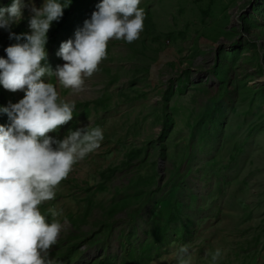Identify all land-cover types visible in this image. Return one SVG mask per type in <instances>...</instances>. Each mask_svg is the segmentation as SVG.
Wrapping results in <instances>:
<instances>
[{"label": "rangeland", "instance_id": "374dc122", "mask_svg": "<svg viewBox=\"0 0 264 264\" xmlns=\"http://www.w3.org/2000/svg\"><path fill=\"white\" fill-rule=\"evenodd\" d=\"M99 2L71 0L52 23L45 47L53 70L63 64L60 44ZM139 7L138 40H110L82 92L57 88L76 107L48 135L62 139L89 125L102 127L104 140L40 206L49 222V208L62 210L50 258L177 264L176 249L190 244L192 264H209L217 248L225 251L219 264H264V0H142ZM23 15L0 29V57L16 43L9 31L29 32L30 13ZM23 96L0 88L6 104ZM158 222L167 226L160 241Z\"/></svg>", "mask_w": 264, "mask_h": 264}, {"label": "clouds", "instance_id": "9594fccd", "mask_svg": "<svg viewBox=\"0 0 264 264\" xmlns=\"http://www.w3.org/2000/svg\"><path fill=\"white\" fill-rule=\"evenodd\" d=\"M142 0H100L96 11L74 37L62 42L57 57L63 61L53 70L47 63V33L59 22L71 0H43L36 7L33 0H12L0 7V29L28 17L29 32L19 35L9 31L16 43L0 57V88L24 96L17 103L0 106L8 125H0V264H56L49 250L57 243L64 224L62 210L49 208L51 222L40 206L56 197L60 183L73 166L101 147L102 127L69 129L62 139L49 136L74 117V101L61 98L58 86L78 94L86 79L107 58L112 39L132 43L144 29ZM48 77L55 78L46 82ZM225 251L215 249L209 264H219ZM177 264H192L194 250L180 245L175 252Z\"/></svg>", "mask_w": 264, "mask_h": 264}, {"label": "trees", "instance_id": "16d2710c", "mask_svg": "<svg viewBox=\"0 0 264 264\" xmlns=\"http://www.w3.org/2000/svg\"><path fill=\"white\" fill-rule=\"evenodd\" d=\"M54 37H55V32H52L50 34V38L53 39ZM1 98H3V95ZM0 106H7V104L5 101H2L0 99ZM8 123H9V121H8L7 116L6 115H0V125L6 126V125H8ZM106 178H108V177H106ZM170 190H171V192H177L178 191V189L175 187H171ZM161 204L162 203H159V202L155 203L156 210H158L160 208ZM155 224H156L155 225L156 231L158 232L157 241H160L162 235L167 231V226H166V224H161L159 222L155 223ZM131 251H132L131 249L128 250V252H131ZM97 264H106V260L99 261ZM132 264H138V263H132Z\"/></svg>", "mask_w": 264, "mask_h": 264}]
</instances>
